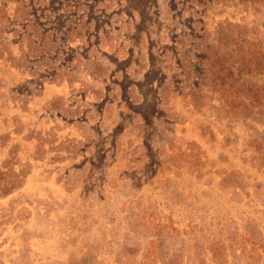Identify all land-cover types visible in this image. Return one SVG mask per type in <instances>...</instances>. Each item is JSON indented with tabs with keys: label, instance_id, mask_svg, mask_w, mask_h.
Here are the masks:
<instances>
[{
	"label": "rangeland",
	"instance_id": "rangeland-1",
	"mask_svg": "<svg viewBox=\"0 0 264 264\" xmlns=\"http://www.w3.org/2000/svg\"><path fill=\"white\" fill-rule=\"evenodd\" d=\"M0 264H264V0H0Z\"/></svg>",
	"mask_w": 264,
	"mask_h": 264
}]
</instances>
